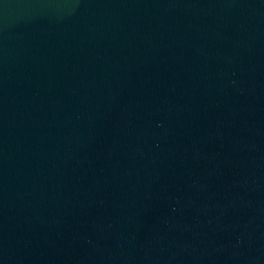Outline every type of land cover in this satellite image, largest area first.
I'll use <instances>...</instances> for the list:
<instances>
[{"label": "water", "instance_id": "95a60500", "mask_svg": "<svg viewBox=\"0 0 264 264\" xmlns=\"http://www.w3.org/2000/svg\"><path fill=\"white\" fill-rule=\"evenodd\" d=\"M0 264H264V0H0Z\"/></svg>", "mask_w": 264, "mask_h": 264}]
</instances>
